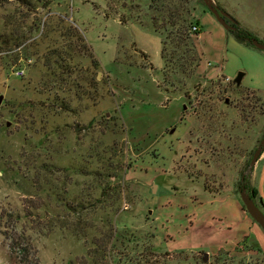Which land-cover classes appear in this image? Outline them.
<instances>
[{
	"label": "rangeland",
	"instance_id": "obj_1",
	"mask_svg": "<svg viewBox=\"0 0 264 264\" xmlns=\"http://www.w3.org/2000/svg\"><path fill=\"white\" fill-rule=\"evenodd\" d=\"M214 2L264 42V0ZM263 55L202 0H0V264H264ZM244 184L264 213V151Z\"/></svg>",
	"mask_w": 264,
	"mask_h": 264
},
{
	"label": "water",
	"instance_id": "obj_2",
	"mask_svg": "<svg viewBox=\"0 0 264 264\" xmlns=\"http://www.w3.org/2000/svg\"><path fill=\"white\" fill-rule=\"evenodd\" d=\"M206 7L213 13L216 19L223 25L226 30L233 29L234 27L230 24V22H235L236 20L224 9L220 8L214 0H202ZM249 42L252 46L256 47L257 49L264 51V42L260 41L256 37L249 38ZM243 73L239 72L235 77V81L240 83ZM2 100V95H0V102ZM264 151V134L261 137L257 147L252 153V156L248 162V165L244 172L240 177V186H239V197L244 205V209L247 213L252 217V219L261 227L264 231V213L255 203L253 196L251 195V189L247 190L245 186V179L251 173L254 164L261 156ZM207 252H204V260L206 259Z\"/></svg>",
	"mask_w": 264,
	"mask_h": 264
},
{
	"label": "crops",
	"instance_id": "obj_3",
	"mask_svg": "<svg viewBox=\"0 0 264 264\" xmlns=\"http://www.w3.org/2000/svg\"><path fill=\"white\" fill-rule=\"evenodd\" d=\"M262 52H264V51H262ZM250 89H252L253 91H255V93L258 96H260L259 93H261L262 91H264V86H261L260 84H256L253 87H250ZM213 199L214 200L215 199H219V197L216 196ZM224 203H225L224 204V208L225 209L228 208L230 210L229 214L226 213V216L225 217H228L229 219H231L232 217H234V218L236 217L237 218V216H238V219L241 218L243 208H242V204L238 200H235L234 198H230L229 200L224 201Z\"/></svg>",
	"mask_w": 264,
	"mask_h": 264
},
{
	"label": "trees",
	"instance_id": "obj_4",
	"mask_svg": "<svg viewBox=\"0 0 264 264\" xmlns=\"http://www.w3.org/2000/svg\"><path fill=\"white\" fill-rule=\"evenodd\" d=\"M193 25H196L198 27L197 20L194 21ZM192 31L194 33H197L198 32V29L197 30H192ZM227 32L231 33L233 35V37L237 41L242 42V43H245V44H249V45H251V43L249 42V38L254 37L252 35L253 33L250 30L246 29L245 27L240 26L239 24L237 25L236 29H234V30H227ZM251 195L253 196V198L255 197V195H256L255 187H252L251 188Z\"/></svg>",
	"mask_w": 264,
	"mask_h": 264
},
{
	"label": "built area",
	"instance_id": "obj_5",
	"mask_svg": "<svg viewBox=\"0 0 264 264\" xmlns=\"http://www.w3.org/2000/svg\"><path fill=\"white\" fill-rule=\"evenodd\" d=\"M191 29H192V30H197L198 27H197L196 25H193V26L191 27ZM23 72H24L23 68H20V67H16V68H15V74H16L17 76H21V75H23Z\"/></svg>",
	"mask_w": 264,
	"mask_h": 264
},
{
	"label": "flooded vegetation",
	"instance_id": "obj_6",
	"mask_svg": "<svg viewBox=\"0 0 264 264\" xmlns=\"http://www.w3.org/2000/svg\"><path fill=\"white\" fill-rule=\"evenodd\" d=\"M230 24L234 27L233 29H229V30H234V29H236V27H237V22L235 21V22H230ZM245 181H246V179H245ZM240 183H241V181H240Z\"/></svg>",
	"mask_w": 264,
	"mask_h": 264
}]
</instances>
